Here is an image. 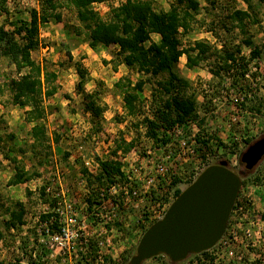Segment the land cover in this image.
<instances>
[{
    "label": "rangeland",
    "instance_id": "obj_1",
    "mask_svg": "<svg viewBox=\"0 0 264 264\" xmlns=\"http://www.w3.org/2000/svg\"><path fill=\"white\" fill-rule=\"evenodd\" d=\"M54 1L59 6L61 23L50 21L40 25L39 45L31 52L33 60L56 75V93L50 98L42 97L41 103L44 118L39 123L45 127V142L35 144L34 149L33 123L25 121L26 109L11 103L8 84L18 74L9 60L0 55V264L29 256L42 223L40 215L54 210L56 205L52 207L50 202L55 200L53 196L57 193H62V198L80 215L84 213L83 218L90 230L96 229L97 211L87 213L85 199L92 191L89 182L100 173L98 160L120 163L119 160L126 157L124 165L131 163L142 167L139 177L144 179L147 174H154L156 163L162 160L168 149L167 144L162 147L147 138L143 121L144 116L151 115V92L157 89L155 83L165 76L149 79V76L127 68L116 57V47L90 49L75 9L63 0ZM124 1L105 0L94 4L93 9L102 19H109L112 8ZM150 1L156 11H166L176 0ZM197 1L202 9L196 15L192 30L181 37L182 44L187 46L194 41H203L217 51L223 46L232 49L239 45L242 36L233 28L229 14L234 9H245V4L240 0H213L215 4L211 6L209 0ZM5 6L7 14L0 12V26L12 30L16 21H28L30 11L39 9V0H6ZM257 19V24L247 25V31L252 37V45L258 47L261 54L246 61L245 78L236 67L229 76L225 73L214 76L213 70L218 67L220 55L213 50L210 58L197 68L188 69L185 57L180 58L174 68L180 78L189 81L187 93L194 94L197 114L204 122L202 126L192 123L185 130L188 142H195L199 153L197 151L196 157L187 162L172 158L169 165L171 183L166 185L155 177V185L150 188L153 199L171 204L175 199L174 192L186 189L195 180V172L200 174L206 167L220 161H226L227 167L241 179L222 238L206 251V255H193L178 264H264V157L250 171H246L240 162L246 148L264 135V3L257 11ZM151 39L157 41L158 36L152 35ZM249 50L242 47L240 56L248 59ZM240 61L239 58L242 64ZM76 64L85 71L86 81L81 91L77 89ZM121 78L129 79L132 84L147 80L140 95L144 105L138 115L129 116L124 110L119 89L113 86ZM86 95L94 97L101 109L99 116L87 110ZM259 104L260 112H257L253 108ZM197 133L212 137L210 151L204 155L200 152V144L195 141ZM120 141L131 142L132 148L124 152L125 144ZM118 142L122 148L116 150ZM170 149L173 151L175 147ZM147 151L151 153L148 155ZM16 167H23L30 179L9 185ZM114 179L113 183L103 179L102 186L92 182V188H96L97 194L99 190L106 193L115 186L113 190L120 194L116 185L122 180ZM42 189L48 201L40 197ZM113 201L119 203L120 211L118 220L116 218L111 223L113 258L108 256L109 261L129 264L141 236L153 224L146 222L144 214L152 201L143 196L141 201L132 200L124 208L120 196H115ZM15 203H21L25 208L23 225L16 229L6 224L10 212L17 209ZM44 254H48L47 251ZM142 264L172 263L165 256H157Z\"/></svg>",
    "mask_w": 264,
    "mask_h": 264
},
{
    "label": "trees",
    "instance_id": "obj_2",
    "mask_svg": "<svg viewBox=\"0 0 264 264\" xmlns=\"http://www.w3.org/2000/svg\"><path fill=\"white\" fill-rule=\"evenodd\" d=\"M76 11L78 22L82 25L87 45L95 50L99 46L106 48L116 47V57L120 63L129 69H134L139 74L149 76V79L164 75L165 78L156 81L157 89L151 92L150 116H144L145 135L159 146L165 147L169 143V133L176 126L188 127L192 123L202 126L204 119H199L196 111V98L193 93H187L190 88L188 80L180 78L174 68L181 57L186 59V67L194 69L210 58L213 52L219 53L217 59V69L213 70L214 76L225 73L231 75L233 68L240 72L245 78L246 61H252L261 54L258 47L252 45V37L247 31V25L258 23L257 11L261 8L264 0H240L245 4V9H234L229 14L233 28H236L242 36L240 44L234 48L221 47L217 51L211 45L203 41H194L184 46L181 37L187 35L196 22V15L202 9L197 0H176L169 9L156 11L150 0H125L117 7L112 8L109 19H102L94 11L93 5L100 4L105 0H63ZM214 6V1L209 0ZM6 0H0V12L7 14L5 6ZM58 3L54 0H39V9H32L29 13V20H18L13 25L14 29L6 30L0 26V55L7 58L14 66L18 77L12 79L8 88L11 94V103L26 109L25 121L32 124L31 134L35 144L45 142V127L39 123L44 118L42 108V97L50 98L56 93L54 81L56 75L46 67L41 66L32 59L31 52L39 45V27L50 21L61 23V14L58 12ZM208 10V9H205ZM157 35L158 40L152 41L151 36ZM148 44V45H146ZM247 47L249 57L245 59L241 54V48ZM216 50V51H215ZM68 58L71 59L68 53ZM240 56V57H239ZM239 58L240 62L239 63ZM242 65V67H241ZM76 73L79 78L77 89H83L86 81L85 71L80 64H76ZM147 80H138L134 84L129 79H119L114 83V88L119 89L123 107L127 115L135 116L141 112L144 102L140 95L143 92ZM2 92L0 87V93ZM88 96L86 108L94 116H99L101 109L94 101V97ZM259 104L253 109L260 112ZM203 133L195 135V141L200 144L202 155L210 151V139ZM120 143L125 144L122 148ZM116 143V150L122 148L124 152L132 148V143L120 141ZM219 143V142H218ZM221 146V143H219ZM199 153V149L197 150ZM196 151V152H197ZM16 163V162H15ZM100 173L94 176V180L89 182L91 192L86 197L87 213H92L96 209V188H92L97 182L100 186L105 179L107 182H115L114 178L123 180L124 176L120 172V163L113 161L98 160ZM15 174L8 181L9 185H18L30 179L24 168H15ZM96 186V184H95ZM181 191L176 190V198ZM43 201L46 199L45 190L40 191ZM57 203L52 200L53 207ZM17 209L10 212V219L6 223L10 228H18L23 225L25 208L21 203H15ZM93 216V215H92ZM264 218V216H263ZM42 223H47L51 229H57L55 214L44 213L40 215ZM203 252L200 255H206ZM9 264H20L19 260ZM106 264H119L107 261ZM125 264V263H120Z\"/></svg>",
    "mask_w": 264,
    "mask_h": 264
},
{
    "label": "built area",
    "instance_id": "obj_3",
    "mask_svg": "<svg viewBox=\"0 0 264 264\" xmlns=\"http://www.w3.org/2000/svg\"><path fill=\"white\" fill-rule=\"evenodd\" d=\"M185 130L184 126H176L168 134L170 137V142L167 144L168 149L162 160L156 163L153 175L147 174L142 179L139 177L142 167H135L131 163H128L127 166L124 165L126 157L119 160L120 172L124 176L122 182L116 185L120 194L113 190L115 186H112L106 193L103 190L97 192L96 201L99 204L96 205V229L90 230L87 221L83 218L84 213L80 215L73 205L68 204L62 198V193L61 195L55 194L53 197L57 203L51 213L55 214L57 229H51L47 223H41L37 231L34 249L29 252V256H22L19 263L106 264L110 260L108 256L113 258L111 251L114 237L111 223L116 218L118 220L120 211L119 203L113 201L115 196L121 197V207L123 208L132 203V200L141 201L143 196L148 197L152 204L146 207L144 213L146 222L155 223L162 219L170 203L153 199L154 196L151 194L150 188L155 185V177H159L161 182L166 185L171 183L169 165L172 164V158L177 162H187L196 157L195 142H188ZM172 146L175 147L173 151L170 149ZM150 153L147 151L148 155ZM198 175L199 172H195L193 180ZM59 196H61L60 200ZM44 251H47L48 254L45 255Z\"/></svg>",
    "mask_w": 264,
    "mask_h": 264
},
{
    "label": "water",
    "instance_id": "obj_4",
    "mask_svg": "<svg viewBox=\"0 0 264 264\" xmlns=\"http://www.w3.org/2000/svg\"><path fill=\"white\" fill-rule=\"evenodd\" d=\"M264 157V135L240 156L246 171ZM226 161L206 167L141 236L129 264L165 256L172 264L212 249L222 238L241 185Z\"/></svg>",
    "mask_w": 264,
    "mask_h": 264
},
{
    "label": "crops",
    "instance_id": "obj_5",
    "mask_svg": "<svg viewBox=\"0 0 264 264\" xmlns=\"http://www.w3.org/2000/svg\"><path fill=\"white\" fill-rule=\"evenodd\" d=\"M184 57V56H183ZM182 58V57H181Z\"/></svg>",
    "mask_w": 264,
    "mask_h": 264
}]
</instances>
